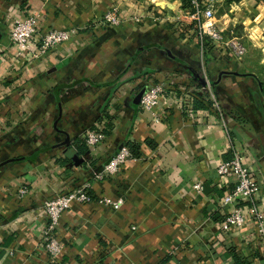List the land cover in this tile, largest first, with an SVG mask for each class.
Returning <instances> with one entry per match:
<instances>
[{
    "label": "crops",
    "instance_id": "1",
    "mask_svg": "<svg viewBox=\"0 0 264 264\" xmlns=\"http://www.w3.org/2000/svg\"><path fill=\"white\" fill-rule=\"evenodd\" d=\"M114 8L125 19L117 27L103 22ZM188 9L183 0H0V264H51L39 247L45 205L84 186L92 201L61 216L55 264H264L250 222L221 229L236 178L218 175L240 155L264 201V0H215L217 26L244 41L242 60L201 41ZM25 11L39 15L41 34L78 33L19 58L8 27ZM174 75L178 96L181 85L193 90L192 112L162 103L156 122L141 98ZM103 118L110 134L83 156L84 133ZM128 143L141 156L96 181Z\"/></svg>",
    "mask_w": 264,
    "mask_h": 264
},
{
    "label": "built area",
    "instance_id": "2",
    "mask_svg": "<svg viewBox=\"0 0 264 264\" xmlns=\"http://www.w3.org/2000/svg\"><path fill=\"white\" fill-rule=\"evenodd\" d=\"M188 6L187 13H189L195 27L194 33L201 41L209 38L212 43L230 52L237 60L244 59L247 53L245 44L238 38H227L225 32L217 26L215 0H190ZM39 22V15L25 11L9 25L8 40L17 49L19 58L29 55L30 59L36 60L41 53L55 49L78 33L76 29H51L41 34ZM103 22L117 27L124 23L125 19L118 9L114 8L106 14ZM186 28L190 30L188 27ZM181 80L179 76H167L150 87L141 98L140 105L142 111L150 114L156 122H159L161 119L155 114L156 108L162 103L166 107H169L174 102L185 113L191 114L192 101L190 97L193 90H188L186 86L181 85L179 89L183 90L182 95L178 96L176 93L178 89L177 83L181 82ZM107 123L108 120L106 118H103L101 122L96 121L84 133L83 140L88 148L89 158H92L99 152L103 142L106 140ZM131 160L136 159L132 158L127 148H122L109 160L104 170L94 173V179L96 181H103L115 176ZM218 175L221 179L230 176L236 178L234 189L227 193L221 203L222 209L226 211V216L221 223V229L231 232L242 229L246 223L250 222L254 226L259 240L264 245V201L261 197L262 187L252 176L243 157L235 155L232 160L221 163L218 167ZM203 189L202 182L197 181L192 186V191L196 195L201 194ZM27 192V186L21 187L18 191L19 195H25ZM91 201L88 186H84L59 192L46 203L45 213L49 218V223L41 231L39 247L40 251L46 254L49 263L55 264L62 254L61 246L55 237V231L61 216L71 208L73 203L88 205ZM102 203L119 210L125 201L123 199L117 201L104 199Z\"/></svg>",
    "mask_w": 264,
    "mask_h": 264
},
{
    "label": "trees",
    "instance_id": "3",
    "mask_svg": "<svg viewBox=\"0 0 264 264\" xmlns=\"http://www.w3.org/2000/svg\"><path fill=\"white\" fill-rule=\"evenodd\" d=\"M184 2H185V4H189L190 3V0H183ZM180 27H182V26H180ZM184 27V26H183ZM184 30H187V28L186 27H184L183 28ZM204 42H207V45H209V40L206 38V39H204ZM206 44V43H205ZM207 45H205V46H207ZM200 102H205V97L204 96H201L200 97ZM111 127L108 125V129H107V131L105 132L107 135L108 134H110V129ZM82 145H81V149H82V154H83V156H85V141H83L82 140ZM125 148H127L128 150H129V152H130V154H131V156H132V158H134V159H138L140 156H141V153L139 152V149H140V146L138 145V146H136V145H134V144H132V143H128L127 144V146L125 147ZM87 151H88V148H87ZM94 160V159H93ZM109 162V161H108ZM93 166H94V164H93ZM92 198V197H91ZM241 261V260H240Z\"/></svg>",
    "mask_w": 264,
    "mask_h": 264
},
{
    "label": "rangeland",
    "instance_id": "4",
    "mask_svg": "<svg viewBox=\"0 0 264 264\" xmlns=\"http://www.w3.org/2000/svg\"><path fill=\"white\" fill-rule=\"evenodd\" d=\"M244 42V41H243Z\"/></svg>",
    "mask_w": 264,
    "mask_h": 264
},
{
    "label": "water",
    "instance_id": "5",
    "mask_svg": "<svg viewBox=\"0 0 264 264\" xmlns=\"http://www.w3.org/2000/svg\"><path fill=\"white\" fill-rule=\"evenodd\" d=\"M143 97V96H142Z\"/></svg>",
    "mask_w": 264,
    "mask_h": 264
}]
</instances>
